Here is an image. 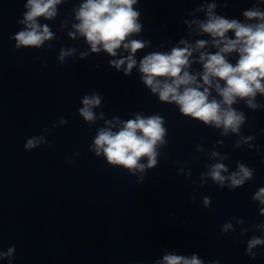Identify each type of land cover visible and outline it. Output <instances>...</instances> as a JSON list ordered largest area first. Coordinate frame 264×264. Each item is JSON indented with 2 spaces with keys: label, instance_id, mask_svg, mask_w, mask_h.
Instances as JSON below:
<instances>
[{
  "label": "clouds",
  "instance_id": "clouds-1",
  "mask_svg": "<svg viewBox=\"0 0 264 264\" xmlns=\"http://www.w3.org/2000/svg\"><path fill=\"white\" fill-rule=\"evenodd\" d=\"M60 3L62 0H27L24 5L27 11L23 14V20L19 21L25 28L13 37L17 48H39L45 40L53 38L49 27L39 24L38 18H54L57 15L56 6ZM136 3L137 0H85L75 10V18L79 23L73 25L75 32H70L69 35L75 38V33L78 32L94 53L103 49L115 57L117 50L123 47L129 55L113 60L110 64L118 70L127 64L124 73L128 75L137 65L135 53L146 46V42L142 40L129 39L142 28L138 22L140 13L133 8ZM215 7V3L207 6L206 20L192 21L198 25L201 33L212 38V47L218 49L214 54L200 52L198 62L203 65L202 73L192 74L187 69L193 63L190 60L193 52L208 45V41L203 39L197 40L195 46L181 40L183 47H174L167 53L152 52L144 56L139 62V72L144 84L152 93L158 94L160 101L175 103L185 116L217 128L223 127L225 133L229 130L238 132L244 122V115L232 105L239 98L246 100L248 107L255 108L257 93L264 95V11L259 8L244 11L243 16L247 21H257L244 23L216 15ZM229 32L233 33L232 37L227 35ZM232 53L239 56L235 64L227 59ZM70 54V51L61 50L59 59L63 61ZM198 78L202 83L198 82ZM219 81L224 82L223 86ZM213 87L222 99H209L210 89ZM82 103L79 114L85 121L94 122L96 116L93 108L100 105L101 97L98 94L86 96ZM61 122L66 123L63 119ZM163 124L164 121L158 114L148 117L137 114L135 119L122 122L118 131H113L111 126L100 128L94 138L92 150L97 156L103 154L109 164L122 166L133 174L136 171L143 172L146 167L151 168L157 164V149L166 144L167 130ZM41 141V137L29 138L24 148L31 150ZM142 158H147V165L141 162ZM223 171H227L225 165L217 163L211 166L208 173L221 187L226 179L221 175ZM252 176V170L241 164L239 173H233L227 179H230L231 187L234 188L243 185ZM254 199L264 204V187L256 192ZM210 202V198H204L206 207ZM261 214H264V210ZM229 228L231 225L225 224L222 231ZM257 245H264V239L253 237L248 241V253L252 258L256 254L251 250ZM13 252L14 248L10 247L7 253H0V256L11 257ZM163 264L203 262L196 255L186 258L169 254L163 257Z\"/></svg>",
  "mask_w": 264,
  "mask_h": 264
}]
</instances>
